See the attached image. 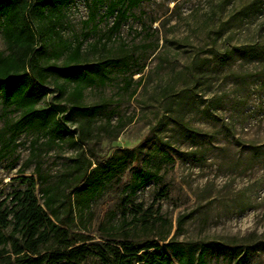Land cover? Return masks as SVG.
<instances>
[{
    "label": "rangeland",
    "instance_id": "1",
    "mask_svg": "<svg viewBox=\"0 0 264 264\" xmlns=\"http://www.w3.org/2000/svg\"><path fill=\"white\" fill-rule=\"evenodd\" d=\"M113 1L95 9L93 0H69L59 35L37 43L38 65L47 68L38 108L65 107L63 130L43 115L8 147L21 111L0 95V151L8 147L0 201L32 178L41 203L43 190L58 189V224L92 249L76 264H104L96 248L106 244L126 254L125 246L156 242L133 259L145 251L146 260L155 251L172 256L171 239L206 248V264H235L244 251L243 264H264V0H142L109 37ZM79 40L78 69L93 77L81 104L103 106L91 118L73 108L76 83L60 69ZM8 52L0 25V53ZM126 154L137 162L78 203L79 179ZM136 167L159 169L163 178L130 196ZM0 233L7 238L0 248L12 251L20 236L12 227Z\"/></svg>",
    "mask_w": 264,
    "mask_h": 264
},
{
    "label": "trees",
    "instance_id": "2",
    "mask_svg": "<svg viewBox=\"0 0 264 264\" xmlns=\"http://www.w3.org/2000/svg\"><path fill=\"white\" fill-rule=\"evenodd\" d=\"M100 1L102 0H93L95 9ZM140 1L142 0H115L110 3L105 13L106 17L114 16L108 32L109 37L121 30L129 18L130 10ZM68 2L69 0H0V19H2L0 25L9 50L8 54L0 53V95L8 106L21 111L20 118L10 125L12 134L8 147L15 142L26 123L33 122L36 118L49 117L57 130L64 128V121L58 118V114L65 113V107L38 108L46 93L44 82L47 68L38 65L36 53L38 42L52 38L53 35H59L58 20ZM93 16L95 11L92 12ZM83 44L84 40L76 43L60 69L69 81L76 83L70 93V99L74 102L73 108L78 114L91 118L103 106L81 104L86 85L93 79L89 73L78 69ZM65 89L61 86L60 90L63 93ZM7 146L0 151V161L6 156ZM163 153L166 157L173 159L167 152L163 151ZM133 156L126 154L113 157L109 162L93 168L90 164V172L87 175L84 174L74 187L77 202L79 203L82 199L88 204L96 196L105 179L123 171L130 161L137 162V158L134 157V159ZM162 178L159 169L136 167L133 182L130 185V196L135 195L140 188L151 181L159 182ZM64 191L69 198L74 193L67 188ZM43 192L44 195L46 193V199L44 203H41L32 178V183L27 188L13 192L9 202L7 199L0 201V228L12 227L13 234L20 236L19 241L12 243V251L5 247L0 248V264H76L92 253L90 247H87L85 243L78 244L80 241L70 238L68 231L58 224L57 221H62L56 210L60 191L47 188ZM6 241V236L0 233V242L6 243ZM51 241L55 244L43 249ZM106 245H99L96 248L101 249L104 264H138V262L174 264L172 256L178 259L179 264H206V248L197 251L192 244L175 239L169 240L166 244L172 256L166 252L155 251L148 256L147 260V251L141 254V259L138 260H134L133 255H139L137 253L142 250L158 248V243L151 242L138 247L125 246L126 254H122L117 247ZM231 249L232 254H238L237 246H232ZM246 259L247 251H244L235 264H243Z\"/></svg>",
    "mask_w": 264,
    "mask_h": 264
}]
</instances>
